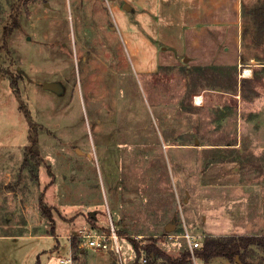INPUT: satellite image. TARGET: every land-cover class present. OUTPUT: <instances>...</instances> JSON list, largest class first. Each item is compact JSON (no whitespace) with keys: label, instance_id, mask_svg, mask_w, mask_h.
Masks as SVG:
<instances>
[{"label":"rangeland","instance_id":"rangeland-1","mask_svg":"<svg viewBox=\"0 0 264 264\" xmlns=\"http://www.w3.org/2000/svg\"><path fill=\"white\" fill-rule=\"evenodd\" d=\"M241 4L243 67L228 94L179 59L136 75L104 0H0V264H61L67 236L110 218L124 264H167L136 260L131 240L177 258L184 232L264 235V75L238 78L263 66L264 0ZM253 249L247 261L264 264ZM115 261L72 249V264Z\"/></svg>","mask_w":264,"mask_h":264},{"label":"crops","instance_id":"crops-1","mask_svg":"<svg viewBox=\"0 0 264 264\" xmlns=\"http://www.w3.org/2000/svg\"><path fill=\"white\" fill-rule=\"evenodd\" d=\"M104 2L113 16L115 31L119 30L125 37L136 75H152L159 72L161 65L178 59L186 65L190 63L191 66L197 67L234 65H240L239 69L243 67L240 62L242 0H104ZM124 5H128L129 8L124 9ZM162 60L164 63H161ZM250 76V73L247 76H240L238 73L240 82ZM209 89L217 92L216 88ZM198 96L202 97L200 95L196 97ZM199 100L201 102L202 98ZM201 105L195 104L197 107ZM119 220L116 212L114 221L118 228ZM109 222H113L111 218ZM170 223L167 222L166 225ZM101 228L105 230V227ZM211 235L231 234L223 232L209 236ZM68 243L71 246V241L68 240ZM79 248L80 251L86 250L80 246ZM226 262L228 264V261Z\"/></svg>","mask_w":264,"mask_h":264},{"label":"trees","instance_id":"trees-1","mask_svg":"<svg viewBox=\"0 0 264 264\" xmlns=\"http://www.w3.org/2000/svg\"><path fill=\"white\" fill-rule=\"evenodd\" d=\"M17 14L12 18L11 23L3 27L2 38L4 43L6 39L11 35V33L17 28ZM241 60L243 58L241 57ZM260 66V69H256L252 73V79L241 80V85L250 83L253 79L257 78L259 75H264V63ZM200 74L203 75L206 71H213L216 75L215 86L212 89H220V91L225 93L234 94V88L237 86V66H224V67H197ZM13 88H17L15 81L12 83ZM14 89V90H15ZM29 146L26 148L30 157L36 158L37 153V138L35 134L28 135ZM235 145V144H230ZM41 212L52 221L50 210L47 205L41 201ZM53 235V230L51 231ZM79 240L77 238H72L71 247L76 248L78 246ZM131 246L136 260H138L141 255H145L149 260L162 259L167 264H187L190 263L189 252H183L177 258H171L164 254L154 243H149L146 245L139 244L135 240H131ZM253 248L260 251L264 258V235H229V236H205L202 240L201 247L196 249L194 254L203 263L208 264L211 260L216 258H223L228 261L236 262L237 264H252L247 261V257L253 252ZM146 258V259H147Z\"/></svg>","mask_w":264,"mask_h":264},{"label":"built area","instance_id":"built-area-1","mask_svg":"<svg viewBox=\"0 0 264 264\" xmlns=\"http://www.w3.org/2000/svg\"><path fill=\"white\" fill-rule=\"evenodd\" d=\"M238 67H241L240 65ZM245 70L240 76L245 75ZM187 244V248L190 254V264H201L199 259L195 256L194 252L199 249L202 244L204 236L193 235L188 232L180 235ZM77 238L79 240V246L83 249L106 253L114 256L115 264H124L122 253L124 251L122 245V237L115 230L113 224L109 222L107 229L100 230L93 227L81 228L76 233L68 236V240L71 241L72 238ZM174 235H168V238H173ZM145 262V260H143ZM61 264H72V248L69 246L68 257L60 261Z\"/></svg>","mask_w":264,"mask_h":264},{"label":"water","instance_id":"water-1","mask_svg":"<svg viewBox=\"0 0 264 264\" xmlns=\"http://www.w3.org/2000/svg\"><path fill=\"white\" fill-rule=\"evenodd\" d=\"M123 8L127 10L129 7H128V5H124ZM42 87L45 88V89H50V90H54V91L57 89V86L54 83H45L44 82L42 84ZM165 230L168 232L170 230V228L166 227Z\"/></svg>","mask_w":264,"mask_h":264},{"label":"bare ground","instance_id":"bare-ground-1","mask_svg":"<svg viewBox=\"0 0 264 264\" xmlns=\"http://www.w3.org/2000/svg\"><path fill=\"white\" fill-rule=\"evenodd\" d=\"M246 72L248 73L249 71H246ZM244 76H247V75H244ZM198 101H200L199 98H198Z\"/></svg>","mask_w":264,"mask_h":264}]
</instances>
